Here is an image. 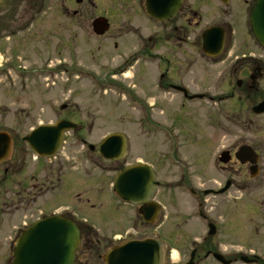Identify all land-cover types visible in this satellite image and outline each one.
I'll return each mask as SVG.
<instances>
[{"label": "flooded vegetation", "instance_id": "1", "mask_svg": "<svg viewBox=\"0 0 264 264\" xmlns=\"http://www.w3.org/2000/svg\"><path fill=\"white\" fill-rule=\"evenodd\" d=\"M238 1L247 7L246 21L249 20L257 0ZM101 2L0 0V33L4 34L0 36V45L7 43L6 38L19 35L22 51L33 49V56L26 55L20 60L21 64H27L16 67L23 71L26 81L36 83L43 73L57 77L63 72L68 75L70 87L75 82L70 78L77 77L95 88L90 92L89 103L96 105L88 104L81 111L70 100L57 107V114L60 119L77 125L73 135H83L76 137L75 146L86 150L84 162L99 160L108 164L99 168L107 175H116L137 163L151 167L156 173V167L148 161H127L131 139L125 129L141 135L142 141L146 136L152 142L153 130L161 126L160 120L154 118V111L163 107L168 111L169 101L174 102L175 111L182 110V118L188 123L178 128L170 119L169 123L165 122L166 129H177L176 136L193 144L198 143L201 134L206 133L207 137H200L195 159L166 158L161 162L169 173L175 174L163 187L169 211L163 216L166 229V236L161 239L163 264H264V47H250L246 43L230 46V27L212 26L221 27V52L209 58L201 45L200 51L210 67L222 65L223 70L213 79V89L193 90L185 71L187 76L196 74L191 71V65H186V45L188 33L200 25V16L191 0H179L175 15L162 21L148 16L146 0H118L114 26L105 17ZM52 7L55 9L49 14ZM48 16L54 24L48 34L56 42L51 54L61 59L50 66V71L43 72V65L37 62L40 46L32 47V43L38 44L42 38L43 21ZM103 18L108 20L109 29L100 33L93 24L99 25L101 21L97 20ZM199 40L201 44V35ZM62 52L65 57H60ZM110 86L115 91V111H105L103 117L111 119L115 113L118 126L115 134L125 135L127 149L126 157L117 160L101 157V141L87 142L84 130L93 126L81 119L102 112L105 106L100 103L106 102L99 98L98 92ZM70 93L71 99L74 92ZM168 140L173 141L170 145H175L170 134ZM21 145L14 143L10 159L0 165V264L13 262L15 245L28 227L27 208L41 200L44 203L51 200L66 178L63 171L67 165L57 157L35 160L28 175L26 149ZM75 166L69 168L74 170ZM158 184L157 189L161 187L159 181ZM156 194L153 200L159 204ZM72 196L81 198L79 193ZM123 204L135 211L137 221L141 219L148 228L158 222L159 216L155 224L144 223L139 216L141 206ZM84 205L94 209L88 200ZM43 206H39V213ZM184 208L188 212H183ZM51 210L54 213L57 208ZM71 215L66 213L64 217L71 219ZM77 225L86 227L84 223ZM176 233L179 234L173 238ZM85 237L88 242H80L79 246L88 251L90 245L98 242L91 234ZM118 243L105 242L103 253Z\"/></svg>", "mask_w": 264, "mask_h": 264}, {"label": "rangeland", "instance_id": "2", "mask_svg": "<svg viewBox=\"0 0 264 264\" xmlns=\"http://www.w3.org/2000/svg\"><path fill=\"white\" fill-rule=\"evenodd\" d=\"M101 1L106 12L105 17L110 21V25L114 26V23H117L118 19L116 17L118 0ZM191 3L193 9L200 16V25L198 23V28L188 33L186 65H191L190 69L196 76H187L188 73L185 71L188 80L187 83L193 90L213 89L212 81L217 76L216 74L220 70H223V66L219 65L216 68H212L207 64V60L203 58L199 40L203 29L225 24L232 30L230 33V46L244 45L246 43L250 47H255L258 44L249 33L250 26L246 21L247 7L242 1L191 0ZM96 4L100 6L98 1ZM54 9L55 7H52V10L50 8L49 14ZM99 10H101V7ZM53 25L49 16L45 18L43 21L42 38L38 40V44L32 43V47L40 46V52L37 54V62L43 65V72L50 71V66H53L61 59L55 58L51 54V48L55 46L56 42L55 39L49 37L50 34L48 33L52 31ZM248 33L249 38L246 39ZM2 34L0 33V36ZM18 36L15 35L9 40L6 38L5 42L7 41V43L0 45V131L8 133L14 143L22 144V149H26V159L28 160L27 173L29 175L31 174L29 171L32 170L31 167L34 164L32 161L33 156L22 142V138L27 136L38 125L54 124L58 121L57 107L61 104H66L70 100H74L79 105L81 111L88 104L96 105V103H89L90 92L95 88L87 86L86 82H80L81 78L77 77L70 78V80H75L72 84L73 86L70 87L69 85L71 83L67 81L68 75L63 72L54 78L51 76L47 77L46 73H43L41 80H38L36 83L26 81L22 76L23 71L16 67L26 65V62L21 64L20 60L26 55L33 56L34 51L31 47L30 50L22 51V45L19 43L20 38ZM60 57H65V53ZM66 59L68 60L67 56ZM30 61H34V58H31ZM46 65L49 67L46 68ZM221 89L220 87L219 91ZM70 92H74V97H71V99ZM98 96L105 100L103 102H106L100 103V106H105V108H102V112L96 117L81 118L87 125L93 126L92 129L84 130V138L87 142L93 144L100 142L109 133L118 130L115 113L111 114V119L103 117L105 111H115L113 107V102L115 101L114 88L111 86L103 88L98 92ZM173 100L176 101L177 99ZM166 102L167 99L165 100ZM175 105L174 102L169 101L168 111L164 110V107L157 112L156 110L154 111V118L160 120L161 126L153 130V134H151L152 142H149L146 136L143 139L144 141H142L140 139L142 138L141 135L125 129L127 131L126 134L131 139V149L127 161L132 162L133 159L148 161L156 167V177L161 184V187L156 192V200L162 207V211L158 222L152 228H148V226L142 224L141 219L137 221L136 212L128 210L129 208L113 194L109 188V184L113 178L112 175H107L103 171L101 173L99 169L100 167H108V164L100 162L99 160L88 164L84 162L83 159L85 158L86 150L75 146L77 144L76 137H82L83 135H73L72 133L67 134L66 142L63 145V152L57 157L65 166L67 165L63 171L66 178H64L62 185L60 184L59 186V191L51 200L45 203L41 200L39 203L27 208L28 224L39 217V206L41 207L44 204L42 213L45 215L50 214L52 212L51 209L55 208L61 212L62 207H64L74 212L78 220H84L91 225L92 232L96 235V242L98 243L90 245V250L88 251L85 248L80 249L78 254L79 264H102L99 256L103 254V245H105V242H109L115 235H120L122 240L141 239L152 237L156 234L160 238L165 237L166 229L163 216H166V213L168 214L169 211L165 205L166 198H164L163 187L166 181L174 179L175 174L172 172L169 173L166 170V166H163L164 164L161 162L166 158L195 159V152L198 153L199 150L198 143L200 142V137H207L206 133H203L199 136L198 143L193 144L187 138L184 139L176 136L177 129H166L165 122L169 123L170 119L178 128L187 126L188 122L185 123L184 118H182L183 115L181 112L183 111H175ZM204 106L207 107L205 104ZM192 127L200 128L196 125H192ZM169 134L175 139V145H170L173 141L169 142ZM72 164L76 165V169L69 168ZM82 171L85 172L82 173ZM74 193L81 195L80 200L72 196ZM49 197V195L45 196V198ZM86 200L89 201L90 205H94V209H90L89 205H84ZM182 211L188 212L185 208ZM178 234H174L173 238ZM82 242L88 241L83 237Z\"/></svg>", "mask_w": 264, "mask_h": 264}, {"label": "water", "instance_id": "3", "mask_svg": "<svg viewBox=\"0 0 264 264\" xmlns=\"http://www.w3.org/2000/svg\"><path fill=\"white\" fill-rule=\"evenodd\" d=\"M79 1V0H78ZM179 0H146V12L156 21L171 18ZM93 27L100 33L107 30L106 20ZM252 32L258 43L264 47V0H257L250 16ZM223 33L219 28H211L202 34V51L208 57L220 54L223 47ZM70 122L60 121L53 125L38 126L23 141L40 158L49 159L59 153L65 132L75 130ZM12 139L0 132V164L11 156ZM100 154L105 159H117L125 154V140L121 135L108 136L100 146ZM155 176L149 167L136 165L127 167L114 181L117 195L132 205H143L144 221H154L158 207L149 203L157 186ZM78 230L71 222L61 217L51 216L37 221L19 239L13 264H73L78 240ZM105 264H162L160 242L157 240L129 241L107 252Z\"/></svg>", "mask_w": 264, "mask_h": 264}]
</instances>
